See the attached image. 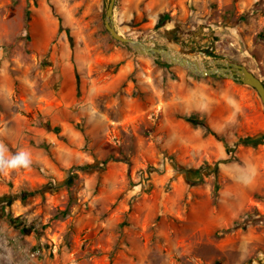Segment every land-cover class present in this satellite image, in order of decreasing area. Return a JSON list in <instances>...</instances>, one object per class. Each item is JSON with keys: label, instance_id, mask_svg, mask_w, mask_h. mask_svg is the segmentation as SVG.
<instances>
[{"label": "rangeland", "instance_id": "1", "mask_svg": "<svg viewBox=\"0 0 264 264\" xmlns=\"http://www.w3.org/2000/svg\"><path fill=\"white\" fill-rule=\"evenodd\" d=\"M107 3L0 0V145L30 158L0 171V264H264L258 92L135 52ZM115 25L264 81V0H116Z\"/></svg>", "mask_w": 264, "mask_h": 264}, {"label": "water", "instance_id": "2", "mask_svg": "<svg viewBox=\"0 0 264 264\" xmlns=\"http://www.w3.org/2000/svg\"><path fill=\"white\" fill-rule=\"evenodd\" d=\"M115 7L116 0H108L105 27L114 39L128 45L139 54L155 59L162 58L169 64L186 68L198 77H224L249 86L258 92L264 104V81L255 75L246 65L219 58L194 60L185 57L171 47L153 46L146 41L126 37L116 28Z\"/></svg>", "mask_w": 264, "mask_h": 264}, {"label": "clouds", "instance_id": "3", "mask_svg": "<svg viewBox=\"0 0 264 264\" xmlns=\"http://www.w3.org/2000/svg\"><path fill=\"white\" fill-rule=\"evenodd\" d=\"M30 164L29 154L27 152H20L11 159L5 158V149L0 145V171L5 169H15L18 167L27 168Z\"/></svg>", "mask_w": 264, "mask_h": 264}, {"label": "trees", "instance_id": "4", "mask_svg": "<svg viewBox=\"0 0 264 264\" xmlns=\"http://www.w3.org/2000/svg\"><path fill=\"white\" fill-rule=\"evenodd\" d=\"M167 19V16H162L159 25L161 26V24H163V22ZM250 69V68H249ZM251 70V69H250ZM186 121L193 123L194 125H204L206 126L203 121H201L199 119V117H197L196 115H192V116H186L184 117Z\"/></svg>", "mask_w": 264, "mask_h": 264}, {"label": "crops", "instance_id": "5", "mask_svg": "<svg viewBox=\"0 0 264 264\" xmlns=\"http://www.w3.org/2000/svg\"><path fill=\"white\" fill-rule=\"evenodd\" d=\"M219 59H222V58H219ZM243 65H245V63Z\"/></svg>", "mask_w": 264, "mask_h": 264}]
</instances>
